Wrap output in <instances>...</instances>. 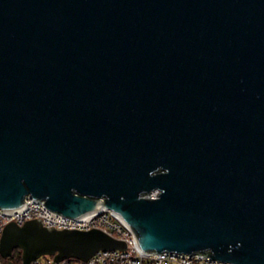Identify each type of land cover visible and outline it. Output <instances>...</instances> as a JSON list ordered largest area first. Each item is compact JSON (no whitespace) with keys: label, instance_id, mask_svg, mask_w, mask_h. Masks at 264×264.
I'll list each match as a JSON object with an SVG mask.
<instances>
[{"label":"water","instance_id":"obj_1","mask_svg":"<svg viewBox=\"0 0 264 264\" xmlns=\"http://www.w3.org/2000/svg\"><path fill=\"white\" fill-rule=\"evenodd\" d=\"M27 196L264 264V0H0V208ZM125 247L36 218L0 237L20 264Z\"/></svg>","mask_w":264,"mask_h":264},{"label":"built area","instance_id":"obj_2","mask_svg":"<svg viewBox=\"0 0 264 264\" xmlns=\"http://www.w3.org/2000/svg\"><path fill=\"white\" fill-rule=\"evenodd\" d=\"M39 219L43 225L54 228L100 229L126 243L125 248L100 249L88 259L67 257L55 259L52 254H42L29 264H236L217 260L203 253L143 251L128 225L111 209L102 208L81 217L73 218L48 209L43 200L26 197V206L15 212H3L0 208V237L8 222L21 225L29 219ZM0 253V264H5Z\"/></svg>","mask_w":264,"mask_h":264},{"label":"trees","instance_id":"obj_3","mask_svg":"<svg viewBox=\"0 0 264 264\" xmlns=\"http://www.w3.org/2000/svg\"><path fill=\"white\" fill-rule=\"evenodd\" d=\"M10 259L18 264L21 263V250L19 248H14L11 255L6 259L3 258L4 263H7V260Z\"/></svg>","mask_w":264,"mask_h":264}]
</instances>
